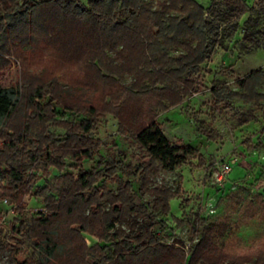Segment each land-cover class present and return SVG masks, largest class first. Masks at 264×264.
<instances>
[{"label": "rangeland", "instance_id": "1", "mask_svg": "<svg viewBox=\"0 0 264 264\" xmlns=\"http://www.w3.org/2000/svg\"><path fill=\"white\" fill-rule=\"evenodd\" d=\"M194 1L207 8L214 0ZM81 2L86 4V0ZM245 2L250 11L239 19L235 33L230 35L227 27L219 23L217 44L209 58L195 73L168 80L170 87L176 90L181 89L183 77L192 82L189 95L180 104L161 110L156 105L155 93L141 94L137 98L142 105L145 122L153 120L171 144L189 145L196 152L186 158L185 164L174 170H166L159 163L150 165L147 154L128 135L118 133L117 119L110 114L103 115L92 133V137L100 142L95 159L102 162L101 168L108 161H123L125 168L117 169L115 175L129 186L126 196L129 206L133 208L129 211V206L128 209L123 207L120 214L112 216V205L101 200V208L96 213L91 212L86 221L77 220L80 219L77 213L71 216L61 214L56 222L58 225H55L58 229H47L56 230L54 238L63 245V249L59 251L62 256L52 260H57L60 264L62 261L66 264H122L113 244L117 240L111 241L109 235L114 230L123 232L124 235H136L146 226L153 227L160 245L181 250L186 258L184 264H187L189 254L199 241L206 245L199 249L197 260L193 264H203L200 258L206 257L209 252L208 257L212 261L222 254L229 261L231 259L229 264H241L246 259L252 261L249 264H255L256 256L264 255V151L250 149L264 145V83L258 89L261 97L256 101L235 97L230 99L229 106L226 107L224 103L214 104L211 95L214 86L240 94L238 79L257 70L264 71V40L256 35L264 33V5L259 4L258 0ZM164 3L165 0H140V13L136 16L124 13L121 21L138 29L148 27L151 13L162 9ZM246 32L253 33V39L258 42L245 40ZM45 38L42 34L38 44L42 49V57L32 55L29 58L28 50L32 45L26 42H10V52L3 57L8 65L0 67V89L14 88L19 94V103L13 111L15 116L12 118V114L11 119H8L11 125L17 127L27 117L25 97L32 92L33 87L47 85L54 75L58 77L62 101L74 107L96 103L117 105L126 98L123 90L133 86L134 74L123 72L108 79H99L94 77L92 67L56 66V58H53L55 50L53 46L48 47L43 43ZM117 51L118 48L106 51V54L114 59ZM183 53L184 50L180 47L169 51V55L173 57ZM86 76L96 78V82L93 80L86 84ZM142 86L151 89L153 85L146 79ZM47 99L48 97L43 103ZM246 117L249 122L241 125L240 120ZM81 118L74 112L56 108L53 114L45 116L42 128L45 134L54 137L59 146L66 129L58 121L77 122ZM11 129L9 133L14 132ZM207 133H211L216 139H206L204 134ZM23 165L25 171L31 173L32 179H37L35 186L39 187H43L48 179L64 174H70L74 180L77 178L78 171L69 167L68 160L62 171L50 167L49 177L46 178L35 175L28 161ZM90 165L85 161L82 168L88 170ZM223 166L229 169L228 174L221 183H217L213 175ZM6 184V181L0 182L3 187ZM99 184H103L113 195L117 193L116 182L102 179ZM166 191L172 195L168 200H165ZM58 195V189H55L48 191L43 197L20 196L15 205L0 198V264H14L10 260L8 246H15L16 241L22 243L24 255L31 259L32 264L38 262V256L44 253L35 245L37 238L29 239L27 236L14 234L12 227H17L21 221L32 227L33 220L50 217L58 204L55 201ZM259 195L261 196L258 198ZM251 197L257 198L253 207L258 209L250 212H256V216L249 218L244 211L246 202ZM120 205L114 204L116 207ZM83 213L87 215V210ZM75 221L84 224L95 235L81 232L80 237H77L67 229L68 224ZM105 222L113 223V230H107ZM90 226L94 229H89ZM29 230L38 232L37 229ZM96 234L107 238L101 241ZM81 242L85 248L79 246ZM207 245H211V248ZM55 254L58 255V252ZM46 258L51 260L52 257L46 255ZM226 263L225 261L223 264Z\"/></svg>", "mask_w": 264, "mask_h": 264}, {"label": "trees", "instance_id": "2", "mask_svg": "<svg viewBox=\"0 0 264 264\" xmlns=\"http://www.w3.org/2000/svg\"><path fill=\"white\" fill-rule=\"evenodd\" d=\"M139 1L86 0V4H83L81 0H0V67L8 65L3 57L10 52V42L30 43L32 48L28 50V57H42V49L38 44L43 34L46 37L43 43L48 47L53 46L55 50L53 58H56V66L92 67L94 77L99 79H108L123 72L135 75L133 86L123 90L126 98L117 105L96 103L75 105L76 107L62 101L58 77L54 75L47 85L34 86L32 92L25 97L27 117L17 127L11 125L8 119H11L12 114V118L15 116L13 111L19 103V94L14 88L0 89V182H7L4 187L0 185V198L15 205L20 196L43 197L48 191L55 189L59 193L55 199L58 204L50 217L33 220L32 227L22 221L17 227H12L14 234L27 236L29 239L37 238L35 245L44 254L38 256L36 264H60L54 260L62 256L59 251L63 249V245L54 238L57 231L47 229H58L55 225L61 214L71 216L77 213L80 216L77 220L86 221L91 212L96 213L101 208V200L112 205V216L120 214L123 207L126 209L130 205L126 196L129 186L115 175L117 169L125 168L123 161H108L101 168L102 162L95 159L100 142L92 137V133L103 115L110 114L117 119L118 133L128 135L147 154L150 165L159 163L166 170H174L185 164L186 158L196 152L189 145L171 144L153 120L145 122L142 105L137 98L141 94L153 92L157 95L156 105L161 110L180 104L192 88V82L185 77L198 70L217 44L219 23H223L230 35H233L239 19L250 11L245 0H214L207 8L194 0H165L162 9L151 13L149 26L138 29L122 22L121 16L124 13L129 16L139 14ZM258 3L264 5V0H258ZM172 13L178 15H171ZM257 34L264 40V33ZM253 35L246 32L244 39L258 42L253 39ZM175 47L182 48L184 53L177 57L170 56L169 51ZM117 48L114 59L107 56L106 51ZM182 76L185 77L181 89L170 87L169 79H180ZM146 79L152 83L151 89L142 86ZM84 80L86 84L93 80L96 82V78L87 76ZM262 83L264 71L257 70L237 80L240 94L214 86L211 95L214 104L224 103L226 107L229 106L230 99L235 97L256 101L261 97L258 89ZM46 97L48 99L43 103ZM56 108L82 117L77 122L58 121L66 129L59 146L54 137L45 134L42 128L45 116L53 114ZM248 122L247 117L240 120L241 125ZM10 128L13 133L8 132ZM204 135L208 140L216 139L211 133ZM250 149L261 152L264 151V145ZM66 160L70 162L71 169H77V178L72 179L70 174L60 175L48 179L43 187L35 186L37 179H32L31 173L25 171L23 165L28 161L35 175L46 178L49 177L50 167L62 171ZM85 161L91 164L88 170L82 168ZM102 179L117 183L115 195L105 189L103 184H99ZM164 194L165 200L172 196L167 191ZM255 199L257 198L251 197L246 200L244 214L249 218L256 216V212L250 214L258 209L253 207ZM116 203L121 205L116 207ZM129 207L131 211L133 207ZM82 210H87V215H84V211L81 213ZM104 226L107 230H113V223L105 222ZM93 227L89 229H94ZM29 229H37L38 232ZM67 229L77 237H80L81 232L95 235L78 221L68 224ZM96 236L101 241L107 238L98 234ZM109 237L111 241L117 240L113 244L122 264L186 262L181 250L159 244L152 226L143 227L136 235H124L123 232L114 230ZM21 244L16 241L15 246H8L10 260L14 264H32L31 259L24 255ZM205 245L203 241L195 245L187 264L196 262L199 249ZM79 246L85 248L82 242ZM207 247L211 248V245ZM56 251L58 255L55 254ZM209 254L210 252L206 257L200 258L203 264H223L225 261L229 264L231 261L222 254L212 261ZM46 255L52 257L51 260H47ZM82 261L84 262V258ZM62 262L61 264H66ZM251 262L246 259L241 264ZM254 263L264 264V255H257Z\"/></svg>", "mask_w": 264, "mask_h": 264}, {"label": "built area", "instance_id": "3", "mask_svg": "<svg viewBox=\"0 0 264 264\" xmlns=\"http://www.w3.org/2000/svg\"><path fill=\"white\" fill-rule=\"evenodd\" d=\"M228 168L223 166L217 170L216 173H214L213 177L215 178L217 183H221L223 179L226 177L228 174Z\"/></svg>", "mask_w": 264, "mask_h": 264}]
</instances>
